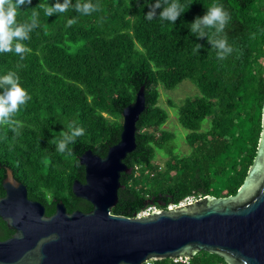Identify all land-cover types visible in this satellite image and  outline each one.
Returning <instances> with one entry per match:
<instances>
[{"label":"trees","instance_id":"obj_1","mask_svg":"<svg viewBox=\"0 0 264 264\" xmlns=\"http://www.w3.org/2000/svg\"><path fill=\"white\" fill-rule=\"evenodd\" d=\"M54 0H31L17 8L16 22L37 13L24 58L0 53V74L15 71L31 93L7 123H0V196L7 169L25 184L27 196L46 214L58 200L67 211H88L71 185L84 181L78 156L91 149L101 156L118 141L122 109L144 87L145 107L136 121L135 148L123 161L122 184L111 211L135 216L148 206L167 208L188 197L234 194L254 159L264 101V0H217L229 11L226 25L234 51L217 59L206 37H194L186 22L213 0H183L177 20H146L143 0H93L88 14L74 8L44 15ZM75 2V0H74ZM159 9H157V12ZM73 19L69 24L67 21ZM193 40L203 46L193 52ZM184 79L197 88L176 106L189 147L175 151L174 133L163 127L168 113L158 104L157 84L170 89ZM171 105V103H170ZM80 126L71 152L56 141L68 125ZM164 154L162 164L155 161ZM13 233L0 217V239ZM142 264H146L145 262ZM150 264H228L220 255L197 251L185 261L150 259Z\"/></svg>","mask_w":264,"mask_h":264},{"label":"water","instance_id":"obj_2","mask_svg":"<svg viewBox=\"0 0 264 264\" xmlns=\"http://www.w3.org/2000/svg\"><path fill=\"white\" fill-rule=\"evenodd\" d=\"M144 107L140 86L122 109L118 141L104 156L91 149L78 156L84 181L75 179L71 190L91 204L88 211H67L58 200L46 214L7 169L0 217L13 233L0 239V264H142L189 258L200 250L228 264H264V114L254 159L234 194H208L143 215L115 214L120 174L130 171L123 158L135 148L136 121Z\"/></svg>","mask_w":264,"mask_h":264},{"label":"clouds","instance_id":"obj_3","mask_svg":"<svg viewBox=\"0 0 264 264\" xmlns=\"http://www.w3.org/2000/svg\"><path fill=\"white\" fill-rule=\"evenodd\" d=\"M31 0H0V53L14 52L22 60L28 51V46L23 43L30 38L31 30L37 25V13H32V19L23 23L16 22L17 8L30 4ZM139 3V0H137ZM193 2V0H192ZM148 5L144 13L146 20L158 18L162 21L174 23L179 16L189 7H185L183 0H143L140 7ZM74 8L79 13L88 14L98 8L93 0H54L49 6L44 7V15L49 16L56 12H65ZM157 9L159 11L157 12ZM231 19L229 11L222 3L213 0L206 6V10L195 15L191 21L186 22L188 32L194 37H206L211 48L215 49L217 59L223 60L234 51V46L229 42L226 25ZM69 24L73 19L67 21ZM203 45L198 40H193V52H198ZM31 99V93L20 82V76L15 71L0 74V123H7L11 117ZM264 114V106L261 108ZM84 129L80 126L73 127L71 122L68 131L56 141L58 152H71L77 135Z\"/></svg>","mask_w":264,"mask_h":264},{"label":"rangeland","instance_id":"obj_4","mask_svg":"<svg viewBox=\"0 0 264 264\" xmlns=\"http://www.w3.org/2000/svg\"><path fill=\"white\" fill-rule=\"evenodd\" d=\"M157 85L159 92L158 104L168 113L167 120L163 124V127L174 133L173 144L175 146V151L179 154H185L189 151V147L184 139L185 129L180 126L177 120L176 106L179 105L184 98L194 96L198 92L197 88L189 79L182 80L174 88L170 89L163 87L160 83ZM165 158L164 154L158 153L155 161L163 165ZM195 199L196 198L188 197L187 200L181 203H188Z\"/></svg>","mask_w":264,"mask_h":264},{"label":"built area","instance_id":"obj_5","mask_svg":"<svg viewBox=\"0 0 264 264\" xmlns=\"http://www.w3.org/2000/svg\"><path fill=\"white\" fill-rule=\"evenodd\" d=\"M188 198H185L184 200H182V201H185V200H187ZM181 201V202H182ZM181 202H179V203H181ZM178 203V204H179ZM174 205H176V204H171V205H169L168 207H172V206H174ZM153 209H155V207L154 206H148V207H146L144 210H141L140 212H138L136 215H143V214H146V213H148L149 211H151V210H153ZM174 261H185V262H187V257H181V256H178V257H174V258H172ZM146 264H150V259H147V260H145L144 261Z\"/></svg>","mask_w":264,"mask_h":264}]
</instances>
